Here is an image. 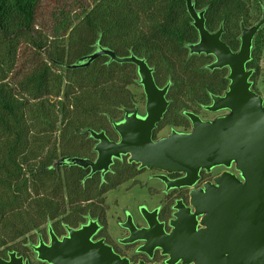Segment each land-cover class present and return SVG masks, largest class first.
<instances>
[{"label": "trees", "instance_id": "16d2710c", "mask_svg": "<svg viewBox=\"0 0 264 264\" xmlns=\"http://www.w3.org/2000/svg\"><path fill=\"white\" fill-rule=\"evenodd\" d=\"M194 2L205 11L209 30L223 27L233 50L241 44V25L264 15V0ZM251 2L259 16L255 23ZM73 7L82 8L76 19L67 13ZM50 17L53 31L42 35L38 27H49ZM198 40L187 0H0V255L25 253L27 240L50 223L59 232L88 215L106 224L107 194L146 170L128 155L105 173L61 162L97 156L90 130L118 139L110 118L139 106L130 86L141 85L134 63L108 55L68 65L83 63L99 46L145 59L156 83L170 85L169 107L153 132L158 138L168 126L190 129L186 112L207 110L212 95L229 85L228 67H208L213 55H190L189 45ZM26 47L33 62L16 65ZM263 52L264 25L247 63L259 92Z\"/></svg>", "mask_w": 264, "mask_h": 264}, {"label": "water", "instance_id": "95a60500", "mask_svg": "<svg viewBox=\"0 0 264 264\" xmlns=\"http://www.w3.org/2000/svg\"><path fill=\"white\" fill-rule=\"evenodd\" d=\"M187 8L199 31V40L189 45L190 55L211 54L210 69L228 67L230 80L227 89L212 95L207 110L216 113L204 119L194 111L186 114L191 121L189 130L170 128L158 138L154 129L167 111L170 85L159 86L153 68L135 55L119 56L114 50L99 46L80 60L88 65L100 55L111 60L132 62L146 95L144 108L125 109L118 118H110L118 133L111 139L103 130H90L97 140V156L67 157L90 173L109 171L116 158L128 155L130 162L140 168H158L167 173L180 172L181 178H162L167 186H193L200 170L235 164L238 174L224 171L190 193V207L182 201L176 204L171 219L172 230L166 233L156 215L143 214L149 227L131 229L128 240L145 239L151 247L159 246L168 258L164 262H130L114 252L103 240H92L99 225L96 221L68 228L59 239L51 230L49 244L43 241L35 247L37 258L51 264H264V88L262 93L253 87L254 70L247 63L253 56L255 38L264 25V15L251 26L241 25V44L233 50L223 39V27L211 31L206 26L204 10L187 0ZM223 111V112H219ZM219 113V114H218ZM193 208L194 211L190 209ZM0 264H31L28 258L9 251L8 259L0 256Z\"/></svg>", "mask_w": 264, "mask_h": 264}, {"label": "flooded vegetation", "instance_id": "af4514ba", "mask_svg": "<svg viewBox=\"0 0 264 264\" xmlns=\"http://www.w3.org/2000/svg\"><path fill=\"white\" fill-rule=\"evenodd\" d=\"M205 109V108H204ZM207 113H212L205 109ZM223 112V111H219ZM200 114V113H198ZM219 114V113H218ZM215 116L216 113H213ZM201 116V114H200ZM212 117H202L204 119L207 118H213ZM172 126H168V131L170 132V128ZM178 129V128H177ZM189 130V129H188ZM116 131V130H115ZM168 132V133H169ZM167 133V134H168ZM165 135L161 134L160 136ZM159 136V137H160ZM119 137V135H118ZM117 140V139H114ZM97 142V141H96ZM151 171V172H149ZM224 171H230L232 173L238 174V170L236 169L235 164H232L230 167L225 166H217L214 168H211L209 171L202 169L200 170L198 174V179L195 182L193 186L189 185H181V186H167V183L160 177L166 176L169 180H176L178 178H181L183 176L180 172H173V173H167L161 169L152 167V168H146L144 172L141 173L144 174L146 172H149L148 175L150 176V179H156L160 182L161 187L159 188H150L151 195L154 194H161L162 197L159 199V201L151 205L147 201H141L137 204V211H134L129 206L122 208V214L121 216H118L116 218L117 225L119 227L120 233L117 235H112L108 230V213H107V222L106 224L102 222L101 219L95 218L92 215H88L86 219L81 222L77 226H68L65 224V231L59 232L58 229L55 228L54 224L50 223L47 224L45 229L38 230L36 233L37 238L33 240V238H29L27 242L24 244L25 253H21L18 250L17 254L24 256L25 258H28L31 262V264H51L47 261L39 260L37 258V253L35 250V247L40 244L41 241H43L45 244L50 243L51 239V230L54 232V234L59 238L62 239L65 235L68 234V228H79L82 225L89 224L91 221H96L99 225L98 229L92 236V240L98 241L103 240L104 243L110 245L114 252L118 253L122 257H126L129 259L130 262H147V263H159L164 262L167 260L168 255L162 253V249L159 246L151 247L150 245L146 244L145 239H135V240H128L131 237V229L129 226H125L124 223L130 222L132 225L135 226L136 229H142L149 227L148 220L145 218L143 214V208L146 207L147 214H154L156 215V219L158 223L163 224V230L166 233H169L173 226L171 225V219L174 217V213L176 211V204L178 201H182V203L186 207H190V193L193 189H197L203 186V184L207 181H213L214 177L217 175H220ZM140 176V175H139ZM131 181L135 182L136 184H140L141 186L147 185V182L138 181V177L136 179H133ZM130 182V181H129ZM159 191H156V190ZM109 207V206H108ZM191 211H194L193 208L190 209ZM109 211V210H108ZM154 212V213H153ZM139 214V217L137 215ZM15 250V249H14ZM8 250L7 255H0L6 259H8ZM28 254V255H27ZM175 264H183L181 261H177Z\"/></svg>", "mask_w": 264, "mask_h": 264}, {"label": "rangeland", "instance_id": "374dc122", "mask_svg": "<svg viewBox=\"0 0 264 264\" xmlns=\"http://www.w3.org/2000/svg\"><path fill=\"white\" fill-rule=\"evenodd\" d=\"M251 7L253 10V20L252 23H255V21L259 18L257 15L255 4L251 2ZM70 16V19H76L82 15V8L80 7H73L70 8L67 12ZM49 27L44 28L39 25L38 30L42 32V35H45L44 33L52 32L53 29L50 27V24H52L53 18L50 17ZM19 58L15 61L16 65L21 64H28L33 62V54L29 47H26L25 50H21V53L18 55ZM261 76L258 79L257 87L261 91V87L264 85V52L262 56L261 61ZM130 89L135 94L137 101L139 102L138 105L140 108H144L146 95L144 93L143 86L140 84H132L130 86ZM200 114L202 117H212L214 116L213 113H207L206 111H200ZM168 127L163 129L160 132L161 134H167ZM151 172V171H149ZM149 172H146L138 177V181L147 182V185L141 186L140 184H136L134 181H130L125 183L124 185L120 186L117 189L111 190L107 194V204L109 206L108 211V230L112 235H117L120 233L119 227L117 225L116 218L118 216H121L122 214V208L123 207H130L134 211H137V204L141 201H147L149 204L154 205L156 204L159 199L162 197L161 194H154L151 195L150 188H159L161 187V184L156 179H150V176L148 175ZM156 191H159L158 189ZM138 217L139 214L137 213Z\"/></svg>", "mask_w": 264, "mask_h": 264}]
</instances>
